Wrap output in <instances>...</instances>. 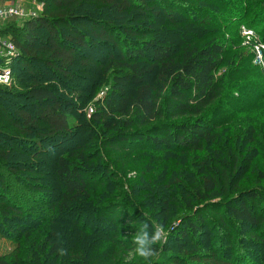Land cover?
<instances>
[{"label": "rangeland", "instance_id": "obj_1", "mask_svg": "<svg viewBox=\"0 0 264 264\" xmlns=\"http://www.w3.org/2000/svg\"><path fill=\"white\" fill-rule=\"evenodd\" d=\"M225 1L171 0L178 9L171 11L172 20L161 6L154 5V0L147 2L150 10L146 15L135 9L123 14L107 11L109 19L118 25L119 36L132 39L125 31L132 27L141 31V38L152 36L168 42L174 56L186 43L202 44L211 37L223 39L218 75L233 71L229 79L234 84L228 82V75L221 80L223 101L215 143L189 152L176 148L175 141L166 148L134 139L128 143L130 149L124 151L107 142L108 137L127 130L115 118H105L115 125L112 130L104 122H91L119 73L114 69L105 71L109 57L105 50L94 53L98 64L75 68L74 82L57 81L54 85L58 94L71 103L69 139L43 146L38 160L37 150H31L32 146L39 147L38 139L31 138L32 144L24 142L13 125L5 121L0 124V150L11 153L8 161H0L4 187L0 213L4 215L11 205L21 209L20 218L12 213L7 214L11 218L0 214V257L17 258L19 264H144L135 255L133 237L147 219L165 228L152 264H158L165 245L172 253L180 254L186 264L188 255L199 253L202 259L216 253L233 264H264V90L258 88L264 72V29L260 28L264 17H254L252 27L251 15L246 16L247 11L259 15L264 0ZM163 4L171 9L168 2ZM208 17L214 24L204 20ZM142 63L148 66L146 61ZM155 75L150 74L146 81L158 91L161 87ZM32 86L30 78L18 71L12 86L0 93L1 103L14 114L21 105L33 110V101L25 95ZM126 91L133 94L135 87ZM71 151L77 157L82 153L85 163L93 168L87 194L64 211L60 206L63 187L55 176L56 162ZM208 178L216 184L212 192L202 188ZM254 192L261 195L251 196ZM241 202L260 217L258 225L241 222L230 211ZM200 216L207 220L200 235L195 239L178 237L176 232L184 229L188 219ZM49 234H53L50 246L39 254L37 246ZM53 244L56 256L48 255Z\"/></svg>", "mask_w": 264, "mask_h": 264}, {"label": "trees", "instance_id": "obj_2", "mask_svg": "<svg viewBox=\"0 0 264 264\" xmlns=\"http://www.w3.org/2000/svg\"><path fill=\"white\" fill-rule=\"evenodd\" d=\"M5 1L7 0H0V3ZM38 1L44 4V8L37 16L12 19L10 23L0 26V34L10 38L17 47V54L9 62L14 80L17 79L18 71L30 78L33 86L25 95L34 104L33 110L17 106L14 114L0 99V124L5 121L6 124L13 125L23 136L24 142L32 144L31 138L38 139L39 142L36 143L39 147L31 145V150H37L35 158L43 153V146L69 139V118L73 114L71 103L58 94L54 85H57V81L74 82L75 68L79 65L87 67L98 64L99 61L94 56L97 50L109 53L105 71L119 70L113 78L114 88L100 103V111L92 116L91 121L104 122L109 130L115 125L113 127L105 118L120 121V125L127 131L108 137L106 141L112 146L124 151L130 149L128 146L131 140L144 139L154 146L170 148L175 141V146L180 151L198 152L204 145L217 141L220 105L223 101V98L220 99L221 80L228 75V82H234L229 79L233 71L227 73L226 70L224 75H218L224 53L223 39L211 37L202 44L186 43L180 54L174 56L168 42L152 36L141 38V31L132 27L125 28L127 36L132 39L119 36L118 25L108 17L107 11L111 14H123L132 9L146 15L150 10L147 3L149 0ZM163 2H168L171 9L165 8ZM224 4H230L229 0ZM154 5L161 6L170 20L173 19L171 11H178L171 0H154ZM97 7L100 8L96 9ZM103 10L105 14H102ZM249 15V25L254 27V17H264V10L257 16L247 11L246 16ZM204 20L214 24L209 21V17ZM260 26L264 29V20ZM115 54L117 55L113 56ZM144 61L148 66L142 63ZM5 62L6 59L0 58V64ZM154 72L161 87L158 91L146 81ZM262 74L263 79L258 88L264 90V72ZM45 78H50V81L47 80L46 83ZM9 87L11 86L0 84V93L4 94ZM130 87H135L133 94L126 91ZM252 100L255 99L252 97ZM154 133H158V137ZM132 135L135 136L131 137ZM10 157V151L0 150V161L6 162ZM85 160L82 153L77 157L75 151L57 159L55 176L63 187L60 206L64 211L70 210L73 204H78L82 196L87 194L91 181L88 178L93 167L85 163ZM2 180L3 175L0 173V196L4 191ZM202 188L206 192L214 191L215 181L210 178L204 180ZM199 190L200 187H197V191ZM260 195V192L251 193L253 197ZM11 206L4 210V215L0 214L3 218H11L7 215L10 213L15 215L14 218H20L21 209L17 205ZM230 211L241 222L251 225H258L260 222V217L251 213L246 202H241L238 207L233 206ZM225 219L222 216V220L228 223ZM205 222L207 220L204 216L194 220L190 218L185 222L184 229L176 233L178 237L190 236L195 239L201 234ZM52 237L53 234H49L37 246L39 254L44 252L47 245L50 246ZM253 241L257 243L258 239ZM56 249L53 244L48 255L56 256ZM163 249L165 252L159 255L158 264H186L181 261L180 254L172 253L166 245ZM201 255H188V264H233L216 253L207 255V259H202ZM0 264L19 262L17 258L0 257Z\"/></svg>", "mask_w": 264, "mask_h": 264}, {"label": "built area", "instance_id": "obj_3", "mask_svg": "<svg viewBox=\"0 0 264 264\" xmlns=\"http://www.w3.org/2000/svg\"><path fill=\"white\" fill-rule=\"evenodd\" d=\"M44 4L38 0H7L0 3V26L12 19H28L43 11ZM17 54V47L10 38L0 34V58L6 59L0 64V84L12 86L14 76L9 62ZM264 71V57L261 58Z\"/></svg>", "mask_w": 264, "mask_h": 264}, {"label": "clouds", "instance_id": "obj_4", "mask_svg": "<svg viewBox=\"0 0 264 264\" xmlns=\"http://www.w3.org/2000/svg\"><path fill=\"white\" fill-rule=\"evenodd\" d=\"M165 235V228L155 222L144 220L141 222L139 229L136 231L133 237V243L135 245L134 252L144 264H152V258L158 254V248L156 247ZM61 255L64 254V250H59Z\"/></svg>", "mask_w": 264, "mask_h": 264}]
</instances>
